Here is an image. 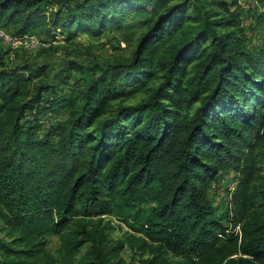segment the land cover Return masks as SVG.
I'll return each instance as SVG.
<instances>
[{
	"label": "trees",
	"instance_id": "1",
	"mask_svg": "<svg viewBox=\"0 0 264 264\" xmlns=\"http://www.w3.org/2000/svg\"><path fill=\"white\" fill-rule=\"evenodd\" d=\"M255 1L250 42L237 0H0V26L49 41L149 13L128 58L68 64L76 99L45 101L49 88L29 85L35 71L1 65L0 220L15 233L0 238L2 264H127L124 244L146 254L141 264H264V177L254 182L264 0ZM149 80L142 100L113 104ZM64 105L38 137L40 115ZM231 170L229 214H217L205 187ZM107 215L126 227L124 241L108 238ZM45 234L57 237V257Z\"/></svg>",
	"mask_w": 264,
	"mask_h": 264
},
{
	"label": "rangeland",
	"instance_id": "2",
	"mask_svg": "<svg viewBox=\"0 0 264 264\" xmlns=\"http://www.w3.org/2000/svg\"><path fill=\"white\" fill-rule=\"evenodd\" d=\"M75 0H68L70 4ZM80 1V0H79ZM239 6L236 8L239 14L240 23L248 35L250 42L256 38V32L253 29L250 19V9L243 7L248 0H237ZM256 6V1L253 7ZM243 7V8H242ZM148 10V8H147ZM146 10V11H147ZM147 12H138L129 15L118 27L104 28L96 35H87L78 33L71 39L58 38L56 41H49L46 36H39L36 33H27L26 36H33L38 41L37 45H28L27 43L14 44L11 41H5L0 37V67L4 66H22L36 73L29 74L31 77L30 87L35 85H44L49 89L43 92L41 97L45 101L53 96L58 99L73 100L77 98L76 86L74 77L76 73L70 71L69 63H77L80 65H91L94 62L101 60L112 61L115 59H126L130 56V52L134 47L136 35L141 31V20L148 16ZM0 28L9 35L12 39H17L20 36H14L12 29L8 27ZM22 36V35H21ZM43 43V44H42ZM155 80H149L147 86L134 90L133 92L121 97L113 102L116 104L120 100L121 104H135L142 100L148 93ZM50 101V100H49ZM54 108L50 114L40 115L43 121V126L38 131V137H42L47 128L52 124L60 123L66 116L69 106L63 108ZM28 118V117H27ZM260 145L254 148L256 159V170L254 173V182L257 183L264 177V158L259 155ZM226 175L222 178L223 174ZM217 173L212 181L206 185V195L209 203L215 209L217 214L227 212L229 214V195L238 182L236 171H228ZM229 205V206H228ZM229 218V215H227ZM223 220L224 224H229V219ZM109 228H106L108 238L115 241H124V236L127 232L126 227L113 216H102ZM0 238L10 240L15 236L14 232H10L9 228L0 220ZM234 227V231L236 232ZM11 236H10V235ZM45 248L54 257L58 256L59 241L55 235L45 234ZM85 249L83 246L79 253ZM119 256L127 264H141V260L146 257V254L130 248L125 245L119 251ZM167 257L174 261L177 257L167 254ZM0 264H2L0 262Z\"/></svg>",
	"mask_w": 264,
	"mask_h": 264
},
{
	"label": "built area",
	"instance_id": "3",
	"mask_svg": "<svg viewBox=\"0 0 264 264\" xmlns=\"http://www.w3.org/2000/svg\"><path fill=\"white\" fill-rule=\"evenodd\" d=\"M237 2H238V4H240L239 1H237ZM254 4H255V0H248V3L246 5H242V3H241V6L248 7V8H252L254 6ZM0 37L3 40H5L6 42L7 41L8 42L11 41L14 44H19V43H22V42L27 43L30 46L31 45L33 46V45H37L38 44V42H37L38 40L35 37H33V36L22 35V36L18 37L17 39H12L9 35H6L5 32L1 28H0ZM225 175H226V173L223 174L222 178ZM232 189H233V187H231V190ZM229 198H230V195H229ZM235 228L237 229L236 232L238 233V226H235Z\"/></svg>",
	"mask_w": 264,
	"mask_h": 264
}]
</instances>
